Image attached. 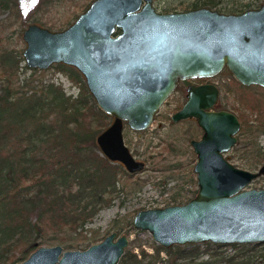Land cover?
I'll return each mask as SVG.
<instances>
[{"label": "water", "instance_id": "1", "mask_svg": "<svg viewBox=\"0 0 264 264\" xmlns=\"http://www.w3.org/2000/svg\"><path fill=\"white\" fill-rule=\"evenodd\" d=\"M23 56L30 67L54 62L76 66L97 104L112 115L96 140L129 172L144 169L124 138L127 123L142 130L182 78L214 76L227 66L243 84L264 86V3L241 12L202 5L156 10L153 0H92L63 29L30 22L23 30ZM218 83L191 84L172 120L196 117L203 133L191 138L197 192L184 202L138 209L134 228L173 244L264 242V187L247 185L264 173L237 166L226 152L238 140V114L214 109ZM129 232L111 231L84 249L41 244L16 264H118Z\"/></svg>", "mask_w": 264, "mask_h": 264}, {"label": "trees", "instance_id": "2", "mask_svg": "<svg viewBox=\"0 0 264 264\" xmlns=\"http://www.w3.org/2000/svg\"><path fill=\"white\" fill-rule=\"evenodd\" d=\"M8 3L9 0H0L2 7ZM263 3L264 0H194L187 8L205 5L241 12ZM22 17L24 24L29 23L28 17ZM0 61V264H16L38 247L46 227L69 234L91 221L112 203L120 191L119 175L129 171L100 149L96 138L110 124V114L97 104L78 68L66 62L49 66L57 65L79 84L80 90L73 95L64 90L62 82L36 79V72L47 67H30L32 73L20 80L15 55L6 52ZM261 123L264 122L251 121L245 126L243 119L240 133L249 134ZM249 143L245 144V154ZM262 150V146L257 148L259 153ZM249 161L254 166L260 159ZM193 191L197 189L190 185L175 189L167 202H184ZM115 226L130 232L132 219ZM101 238L90 236L86 246ZM83 241L67 243L81 245ZM254 243L243 242L241 247H253ZM150 244L154 250L142 243H138L137 250L127 247L118 264H253L243 252L226 254L220 249L225 243L212 240L169 247L153 241ZM201 252L209 257L199 259Z\"/></svg>", "mask_w": 264, "mask_h": 264}, {"label": "rangeland", "instance_id": "3", "mask_svg": "<svg viewBox=\"0 0 264 264\" xmlns=\"http://www.w3.org/2000/svg\"><path fill=\"white\" fill-rule=\"evenodd\" d=\"M92 0H9L7 7L0 5V60L2 54L10 52L18 60V77L22 80L32 73L23 56V48L26 41L23 38L24 28L32 21L43 24L50 29H63L73 22ZM194 0H155L156 10H186L188 5ZM257 7V6H254ZM253 7V8H254ZM23 15L28 17V22H22ZM0 61V75L3 72ZM76 67V66H75ZM77 68V67H76ZM220 73L212 78V82L218 83L220 95L217 103L219 107L229 108L239 114L244 124L248 122H264V86L257 84H243L227 66H224ZM67 71L59 69L57 65L47 67L46 70L37 71L36 79L46 81L62 82L64 90L76 95L79 84L73 82ZM187 88L180 85L174 90L170 97L160 106L154 116L152 125L142 130L134 129L125 124L124 138L138 158L147 161L142 170L132 173L123 172L117 181L120 191L116 193L112 203L103 207L93 217V219L78 227L72 233L58 232L46 227V232L38 240L39 245L61 244L64 249L87 247L89 237L98 235L103 237L111 231L126 232L127 229L119 230L116 223L125 222L135 215L138 209L150 206L167 205L171 199V194L175 189H185L192 186L197 189L196 172L194 164L197 161V154L190 143L192 137L196 138L203 133V129L194 119H184L173 121L170 115L180 107L185 99ZM110 122L112 115L109 116ZM238 141L234 147L226 152V156L237 166L248 169H257L264 162V123L247 134L237 133ZM250 142V143H249ZM246 143L250 144L249 151L245 150ZM262 146V152H257V148ZM262 158V160H261ZM260 159L257 165L251 162ZM192 172V174H191ZM193 175V181L191 180ZM264 187V173L251 180L247 185L251 187ZM195 194L191 192L189 196ZM188 196V197H189ZM128 232V231H127ZM130 242L127 247L139 249L138 243H142L147 249L154 250L150 242H155L150 231L147 229L134 228L129 232ZM101 238L100 240H102ZM83 239L81 245H69L67 241ZM242 243H225L220 247L226 254L243 252L244 257L253 264H264V242L254 243L253 247H241ZM37 248V247H35ZM34 248V249H35ZM32 249V250H34ZM32 250L25 256L28 257ZM166 255L165 251L161 252ZM209 254L201 252V258H207ZM243 257V258H244ZM23 258V259H24ZM22 260V259H20ZM20 260L18 262H20ZM17 262V263H18ZM216 264H220L217 262Z\"/></svg>", "mask_w": 264, "mask_h": 264}, {"label": "flooded vegetation", "instance_id": "4", "mask_svg": "<svg viewBox=\"0 0 264 264\" xmlns=\"http://www.w3.org/2000/svg\"><path fill=\"white\" fill-rule=\"evenodd\" d=\"M154 1L155 0H153V3H154ZM187 10V9H186ZM160 11V10H159ZM169 11H172V10H168V11H165V12H169ZM174 11H178V10H174ZM221 71V70H220ZM220 72H218V73H216V74H214V76L215 75H217V74H219ZM214 76H204V77H202V76H193V77H186V78H182V79H180L179 80V82H178V85L176 86V88L174 89V90H176L177 89V87L178 86H180V85H185L186 86V88H188L191 84H193V83H195V84H202V83H204V82H212V78H214ZM219 85V84H218ZM173 90V91H174ZM172 91V92H173ZM187 92V91H186ZM172 94V93H171ZM171 94H170V96H171ZM185 95H186V93H185ZM169 96V97H170ZM187 99V95H186V97H185V99L183 100V102H182V104L180 105V107L179 108H181L182 107V105L184 104V102H185V100ZM167 100V99H166ZM165 100V101H166ZM164 103V102H163ZM162 103V104H163ZM217 103V102H216ZM179 108H177V109H179ZM214 109H221V108H223V107H219V106H217V105H215L214 107H213ZM176 109V110H177ZM226 109V108H225ZM229 109V108H228ZM239 115V114H238ZM170 117H171V115H170ZM240 117V116H239ZM194 119V120H196L197 121V118L196 117H184V119ZM171 119H172V117H171ZM184 119H180V120H184ZM241 119V118H240ZM178 121V120H177ZM198 123V122H197ZM199 125V124H198ZM202 135V134H201ZM201 135L200 136H198V138H200L201 137ZM193 138V137H192ZM238 141V140H237ZM234 147V146H233ZM232 147V148H233ZM141 159V158H140ZM146 163H147V161H146ZM193 196V195H192ZM190 198V197H189Z\"/></svg>", "mask_w": 264, "mask_h": 264}, {"label": "snow or ice", "instance_id": "5", "mask_svg": "<svg viewBox=\"0 0 264 264\" xmlns=\"http://www.w3.org/2000/svg\"><path fill=\"white\" fill-rule=\"evenodd\" d=\"M33 2H35V0H33Z\"/></svg>", "mask_w": 264, "mask_h": 264}]
</instances>
